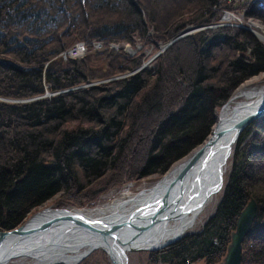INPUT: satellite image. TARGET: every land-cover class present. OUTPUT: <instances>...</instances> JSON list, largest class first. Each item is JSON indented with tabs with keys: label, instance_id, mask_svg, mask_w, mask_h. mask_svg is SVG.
I'll list each match as a JSON object with an SVG mask.
<instances>
[{
	"label": "trees",
	"instance_id": "trees-1",
	"mask_svg": "<svg viewBox=\"0 0 264 264\" xmlns=\"http://www.w3.org/2000/svg\"><path fill=\"white\" fill-rule=\"evenodd\" d=\"M180 1L183 2L174 0L166 10L169 20L183 12L186 17L190 10L196 9L188 19L204 24L213 21L217 15L215 11L221 8L212 9L215 0H188L183 6ZM153 4V0H0V95L29 98L44 93L46 85L56 91L108 76L113 70L90 71L86 58H73L71 63H64L58 54L77 39L85 40L91 47L92 40L108 42L132 37L130 34L137 25L146 27L149 24L144 22L142 12L150 19L160 13ZM246 12L264 18V0L247 3ZM180 21L172 22L160 36L175 35L187 20ZM233 28L226 29L225 33L219 30L199 49L195 34L192 38L186 34L175 40L183 45L190 43L191 49L194 45L205 58L215 49L227 51L224 53L227 67L214 81L206 78L202 81V69L197 70V78L182 109L167 114L164 126L156 129L148 161L141 170L143 174L158 172L163 175L173 162L201 144L212 128L215 109L222 106L240 84L264 71V43L245 27ZM220 44H229V50ZM239 51L241 54L236 57ZM170 52L168 47L153 64L148 63L139 72L114 79L115 87L109 93L99 84H91L32 100H0V229L18 226L53 195L73 184L80 190L85 185L81 177L88 180L112 168L115 162L111 156L115 149L119 147L115 154H120L129 150L130 143L131 149L138 144L140 118L136 125L125 122L124 127L130 131L124 137L130 135L128 145L114 142L125 120L120 116H130L137 108L139 101L134 98L147 93L145 106L148 109L155 106L153 114L157 118L160 115L158 100L167 86L172 83L177 86L174 102L184 92L183 84L178 83L172 73L176 54ZM144 55L145 50L125 56L130 65L123 63L119 68L133 69ZM118 57L114 54L112 58ZM122 59L117 60L123 62ZM223 60L212 65L218 69ZM151 79L153 86L148 84ZM174 91L167 96L169 100L174 97ZM140 106L139 113L146 108ZM71 120L76 123L68 125ZM245 130L253 134L239 150ZM245 130L232 150L233 163L222 199L203 229L153 251L166 263L195 264L203 260L204 264H216L220 261L226 253L236 219L251 196L257 199L259 210L244 244L257 245L258 241L252 237L264 233V172H260L264 167V114L248 123ZM126 152L123 157L121 154L122 164ZM240 264L264 263L246 254Z\"/></svg>",
	"mask_w": 264,
	"mask_h": 264
},
{
	"label": "rangeland",
	"instance_id": "rangeland-1",
	"mask_svg": "<svg viewBox=\"0 0 264 264\" xmlns=\"http://www.w3.org/2000/svg\"><path fill=\"white\" fill-rule=\"evenodd\" d=\"M153 1H154L153 5L156 6L155 8L158 11H160V13H158L159 15L156 14L154 19H150V17L148 16L146 12L145 13L142 12L144 22L145 21L146 23L149 22V24L146 25V27L143 24L137 25L138 28H135L134 32L130 34V36L132 35V37L115 39V40L108 41V42L100 41V40H92L91 47H89V44L85 43V40L77 39L78 41L73 42V44L70 43L71 46H68L67 48L63 50V52H60L58 54V56L62 57L64 63H71L70 61L73 58L82 59V60L86 58V63H87L86 65L88 69H90V71L92 69L94 70L97 69L96 71H107V70L112 71L113 70L112 73L109 74L108 76L100 77V78L99 77L92 78L91 80L82 82L78 85L65 87L63 89H59L56 91L50 90L48 87L49 85H46L44 93L35 95L33 97H29V98H13V97H6L3 95H0V100L18 102V101L32 100L35 98H40V97H44L48 95L50 96L58 92L73 90L76 87H80L84 85L89 86L91 84H99L100 86L104 87L105 91H107L106 93H109V91L112 92V89L115 87L114 81L120 78H124L133 72L141 71L147 63L153 64L156 61L157 56L161 52H164L165 50H167L168 47L171 49L172 53L175 51V54H176L173 60V64H172L174 69L171 68V70L173 71L172 73L176 76V79L179 81L178 83L183 84L182 88H184L183 89L184 92L183 94H181L179 98H177V102H174L176 101L174 90H176L177 86L172 83L169 86H167L165 92L162 94V97H160L158 100V104H159L158 108L160 109V113H159L160 115L159 117L156 118L153 114V112L156 111L155 106L153 107L150 106L149 109L145 106L146 104L144 101V98H145L144 96H146L147 93L139 97L136 96L134 98L135 99L134 101H136V99L137 101H139L137 108L135 111L132 112V115L130 116H126V115L120 116L122 117V119L124 118L125 120L123 124L121 125L120 129L118 130L119 137L114 139V142H116V144L120 142L123 144L125 142L127 144V139L130 138V135L126 136L128 138H124L126 133L128 132L126 129L127 127H124L125 122L126 123L132 122L133 125L134 124L136 125L135 122L140 118L139 119L140 125L137 130L138 135L136 136V138L138 139V144L134 145L132 149H131L132 143L129 144L130 148L127 147L128 145L127 144L126 145L127 150L129 149L127 152L123 151L120 154L119 153L115 154L117 153V151H119V147H118L117 149H115L116 152H114L111 156V159L115 162L112 168H110L111 167L110 166L104 173L102 172L103 174L100 173L99 176H96V177L93 176L91 177V179H88V180H86L84 177H81L85 181V185L83 188H81L80 190H77L76 186H73L74 185L73 184L72 186L69 187V189L62 190L61 192H58L57 194L53 195L48 201H46L42 206L38 207V209H36L35 211L39 209L41 210L43 208H64L65 207L72 211L80 210V211L88 213L89 215L97 216L99 214L93 213V208L98 207V205L99 206L107 205L108 203L114 200V197L117 198V196L118 197L121 196L124 190H128L130 192L132 191L135 193V192H138L139 190L144 189V187L149 188L153 186L155 183H157L158 179L163 176L162 174L158 172H154L151 174H143V172L141 171L142 169H145V164L148 161V157L151 152L150 151L151 144L153 143L156 137L155 135L156 129H158V127L161 125L164 126L165 124L164 121L167 117V114H170L171 112L173 113V111L176 112L182 109V107L185 104L186 98L190 92V87L192 86V83L194 82V80H196L197 78V73L199 72L197 70L199 68L202 69L201 74L204 76L203 77L204 80L202 81H205V78L208 79L209 81H214L218 77L219 73L223 72L227 67L226 57L224 55V53H226L227 51L224 52L223 49H215L213 50L212 54L210 53L211 56H209L208 58H205V54L201 53L200 50L196 51L194 48V45H193V48L191 49L190 43H188L187 45L186 44L183 45V43H180V42L175 43L178 33L184 30L181 35L187 34V36H189L190 38H192L193 34H195V37L197 39L196 41H198L197 44L199 46L198 47L199 49L204 43H208V40L210 38L214 37L217 33H219V30H223V33H225L226 29L232 30L234 29L233 27H236L239 24L242 25L240 27H248V23L253 20L259 21L264 25L263 17H260L256 15L255 13L246 12V5L248 2H251V1L257 2L259 0H234V1L233 0H215L213 1L211 5L212 9L216 7H222V6H225V7L219 8L218 10H216L215 12L217 13V15L216 17H214L215 19H213V21H210L204 24H197L191 21V19H188L196 13V9L190 10L189 15L186 17H184V14H183L184 12H183L181 16L172 17V20H169L168 11L166 10L169 9V5L174 4V0H153ZM184 1L185 0H183V2L180 1V4L182 6L188 2V0L185 2ZM153 5H152V8H154ZM138 6L140 7L139 4ZM229 15L233 16L234 18L228 17ZM179 20H182L180 21V23L183 22L184 20H187L184 23L185 25L183 26L185 28L182 27L180 30H178V32L176 31L177 33L175 35L172 34L166 37L165 35L160 36V32L163 33L164 31H166V29L171 27L172 22L174 23ZM65 25L66 24H64V28H65ZM160 26L162 27V29H160ZM129 31L130 30L125 32V35H127ZM256 36L262 43H264V39H261L258 35ZM65 38L67 39V37ZM189 40L190 39H188V42ZM238 41H241V40H238ZM77 45H81L83 47L82 52H78V53L74 52L73 49ZM221 45L222 44H220L219 46ZM222 46L223 48H228L229 50V44H224ZM144 50L146 52V55H144L143 58H140L141 61L138 64V66L134 67L133 69H128V70H126L125 68L124 69L119 68L123 65V63H125L126 65H130L128 64L129 62L127 61L125 56H130L131 55L130 53H132V55L133 54L137 55V54L142 53ZM109 53H112V54L109 55ZM114 54H118L119 56L118 58L120 59L123 58L122 59L123 62L121 61L119 62L117 60L118 58L113 59L112 57ZM240 54H241V51L237 52L235 56L239 57ZM222 58L224 60L222 61V64H219L218 69L216 66L212 65L216 61H220ZM111 59L113 60L110 61ZM228 59H229V55L227 56V60ZM45 64L47 65L48 62H46ZM211 67L215 68V70H213V68L211 69ZM150 72L152 73L154 71H150ZM258 75L261 77L258 83L260 85L264 84V71L259 72ZM143 76H146V74H144ZM148 84L153 86L154 85L153 80L152 79L149 80ZM173 91H174V94H173L174 97L171 98V100H169V97L171 96ZM226 102L224 104H226ZM141 104H142V108H144V106L146 108H144L143 111L139 113V108H141L140 106ZM224 104L215 109L214 123L212 125L211 130L216 124L217 112H219L223 108ZM144 120H146L145 123H144ZM75 123H76L75 120L74 121L71 120L68 123V125H74ZM245 128L242 129L241 133L245 130ZM245 131L246 132H243L244 137H242L241 141L238 144L239 150L246 143L248 138L253 134V132H251L250 130H245ZM210 132L208 133V136ZM129 133L130 131L128 132V134ZM208 136H206V138ZM129 140L130 139H128V141ZM235 145H236V141L233 144V148L235 147ZM124 152H126V160L122 164L121 161L123 159L122 157L124 156ZM121 154H123L122 157H121ZM115 155L116 157H114ZM186 155H184L183 157H185ZM119 157L120 159H118ZM233 158H234L233 152L231 151V154L229 155L227 162L225 163L224 180H223V184L221 187L222 190H219V192L215 194V197L213 199L211 198L210 200H207L208 202H206L205 206L202 208L203 210L200 212L199 216L197 217L195 224L189 230H187V232L184 233L183 235H186L193 231L202 230L206 220L215 212L218 203L222 199L223 190L226 185L230 169L232 167ZM260 172L261 173L264 172V167L260 168ZM251 198H254L257 203V214H258L259 204H258L257 199L254 196H251L250 198H248L245 206L247 205V203L249 202ZM87 210H89V212ZM35 211L30 213L20 224H22L23 222H25L26 219L31 217ZM257 214L255 215L253 222L255 221ZM253 222H252V225H253ZM235 227H236V222H235ZM246 235L244 236V238L246 237ZM252 238L258 241L257 245H252V243H249V242H245L244 244V239L242 241L240 263L242 261L243 255H246V254L248 256H251V259L255 258L259 260L260 262L264 263V233L260 234V236L255 235ZM230 242H231V235L226 245L227 248ZM170 243H167L160 248L166 247ZM246 243L248 246H245ZM160 248H156V249L155 248H144V249H137V250L136 249L128 250L127 251L128 264H168L166 263V261L158 257L157 252L153 253L154 250L156 251V250H159ZM227 248H226V252H227ZM82 253H83V257L80 260H78L75 264H113L110 253L103 246H96L93 248L85 246L82 249ZM224 256L216 264L221 262ZM15 262L21 263V264H32L35 262V259L33 260V258L30 256H21L15 259ZM53 264H68V263L64 261H58ZM195 264H204V263H203V260H200Z\"/></svg>",
	"mask_w": 264,
	"mask_h": 264
},
{
	"label": "bare ground",
	"instance_id": "bare-ground-1",
	"mask_svg": "<svg viewBox=\"0 0 264 264\" xmlns=\"http://www.w3.org/2000/svg\"><path fill=\"white\" fill-rule=\"evenodd\" d=\"M214 9L216 10L217 7ZM228 17L234 18L231 15ZM245 28L264 39V25L261 22L250 21ZM181 34L177 39L184 36ZM73 50L77 53L82 52L83 47L77 45ZM260 79L259 75L253 76L234 90L223 108L217 112L214 130L212 129L209 136L189 154L174 162L157 183L149 188H141L142 190L135 193L124 190L121 196L114 197V200L107 205L93 208V213L99 214L97 215L99 222L96 224L100 227L119 223L135 214L132 226L124 220L130 228L123 230L124 237L128 240L126 254L128 250L144 249L140 247L145 246L156 249L172 239L178 240L195 224L207 200L213 199L215 194L222 190L225 163L242 131L233 139L234 127L228 131L227 128L246 115L254 114L260 108L264 102V84L258 83ZM229 145L231 147L228 150ZM68 213L69 210L65 207L43 208L33 213L25 220L24 228H26L25 233L31 234L28 232L31 228L35 229L37 234L28 238L6 235L2 241L0 240V264H21L15 262V259L21 256L35 259L32 264H53L58 261L75 264L83 257L82 249L85 246L103 245L109 253L113 250L111 246L103 244L97 235L82 236L78 230H72L66 235V237L72 236L70 239L63 238V242L57 240L60 236L56 233L54 223ZM50 220L54 223H49ZM136 222L141 227H135ZM43 228L44 230H40ZM43 235L47 237L46 241L49 239L57 241V245L53 246L51 243L43 246ZM112 263L115 264L113 259Z\"/></svg>",
	"mask_w": 264,
	"mask_h": 264
},
{
	"label": "water",
	"instance_id": "water-1",
	"mask_svg": "<svg viewBox=\"0 0 264 264\" xmlns=\"http://www.w3.org/2000/svg\"><path fill=\"white\" fill-rule=\"evenodd\" d=\"M264 114V102L260 106L259 109H257L254 114L246 115L244 118H241L239 121L235 122L233 126H229L227 128V131L230 128H233V131H235V134L233 136L237 137L240 133V131L243 129L244 125L246 123H249L252 119L256 117V115H262ZM216 125V124H215ZM214 130V129H213ZM231 145V144H230ZM228 147V150L230 149V146ZM226 151V150H225ZM227 153V152H226ZM69 210V209H68ZM257 214V203L254 198H251L247 205L240 211V214L236 220V227L231 233V242L228 244L227 252L224 258L221 262L218 264H239L241 259V250H242V241L244 239V236L251 230L252 222L254 220L255 215ZM67 216L61 218L60 220L54 221L50 220L49 223L55 224L54 227L56 228V233L60 236V241H64L67 234H69L72 230H78L80 231V234L83 235H97V237L101 240V242L106 246H111L113 250H111L110 255L113 259V262L115 264H128L127 263V254H126V245L128 240L125 239L123 230L130 229L125 224L124 220H121L119 223H113L111 225H105V226H97V222L99 220L97 219V216L89 215L86 212L80 211V210H69V213L66 214ZM135 215V214H134ZM134 215L126 218V222L129 226H132L133 217ZM142 217V216H141ZM140 217V219H142ZM144 218V216H143ZM153 220V219H152ZM25 222L22 224L12 228V229H0V240L6 235H15L20 237H26L33 235L35 236L37 233H35V229H28V233H25L26 228H24ZM135 227H141L137 222L135 223ZM51 227V226H49ZM37 230V229H36ZM39 230V229H38ZM40 230H44L40 229ZM39 230V231H40ZM27 235V236H26ZM52 237V236H51ZM43 235V246L46 244H51L53 246L57 245V241L54 240H47ZM64 238V240H63ZM46 241V242H45ZM59 241V242H60ZM174 241V239L170 240L168 243ZM49 242V243H48ZM102 245V244H101ZM52 246V247H53ZM103 246V245H102ZM96 246H92L90 248H93ZM136 248V247H132ZM140 248H154V247H140Z\"/></svg>",
	"mask_w": 264,
	"mask_h": 264
}]
</instances>
